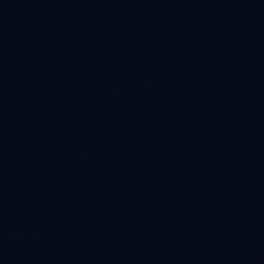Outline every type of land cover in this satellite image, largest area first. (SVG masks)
Returning a JSON list of instances; mask_svg holds the SVG:
<instances>
[{
    "label": "water",
    "instance_id": "obj_1",
    "mask_svg": "<svg viewBox=\"0 0 264 264\" xmlns=\"http://www.w3.org/2000/svg\"><path fill=\"white\" fill-rule=\"evenodd\" d=\"M0 264H264V0H0Z\"/></svg>",
    "mask_w": 264,
    "mask_h": 264
}]
</instances>
